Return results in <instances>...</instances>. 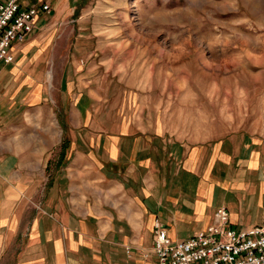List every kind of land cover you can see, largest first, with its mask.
<instances>
[{
	"label": "rangeland",
	"instance_id": "rangeland-1",
	"mask_svg": "<svg viewBox=\"0 0 264 264\" xmlns=\"http://www.w3.org/2000/svg\"><path fill=\"white\" fill-rule=\"evenodd\" d=\"M47 4L14 55L32 80L11 107L51 125L66 156L138 127L166 143L264 135V0Z\"/></svg>",
	"mask_w": 264,
	"mask_h": 264
},
{
	"label": "crops",
	"instance_id": "crops-1",
	"mask_svg": "<svg viewBox=\"0 0 264 264\" xmlns=\"http://www.w3.org/2000/svg\"><path fill=\"white\" fill-rule=\"evenodd\" d=\"M34 2L53 0H19ZM14 61L0 75V264H154L155 220L172 240L205 229L220 206L236 228L264 220V135L166 143L138 127L66 156L51 125L12 109L32 80L20 82Z\"/></svg>",
	"mask_w": 264,
	"mask_h": 264
},
{
	"label": "built area",
	"instance_id": "built-area-1",
	"mask_svg": "<svg viewBox=\"0 0 264 264\" xmlns=\"http://www.w3.org/2000/svg\"><path fill=\"white\" fill-rule=\"evenodd\" d=\"M47 3L22 6L19 0H0V75L14 60V48L25 41ZM154 264H264V220L236 228L225 206L217 207L205 229L172 240L163 225L154 221Z\"/></svg>",
	"mask_w": 264,
	"mask_h": 264
},
{
	"label": "trees",
	"instance_id": "trees-1",
	"mask_svg": "<svg viewBox=\"0 0 264 264\" xmlns=\"http://www.w3.org/2000/svg\"><path fill=\"white\" fill-rule=\"evenodd\" d=\"M84 1H86V0H81L82 3H84ZM62 147L65 148V143L64 142H63V146Z\"/></svg>",
	"mask_w": 264,
	"mask_h": 264
}]
</instances>
